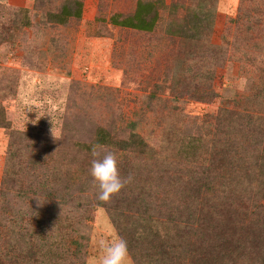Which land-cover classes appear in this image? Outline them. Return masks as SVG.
Returning a JSON list of instances; mask_svg holds the SVG:
<instances>
[{
    "label": "rangeland",
    "instance_id": "374dc122",
    "mask_svg": "<svg viewBox=\"0 0 264 264\" xmlns=\"http://www.w3.org/2000/svg\"><path fill=\"white\" fill-rule=\"evenodd\" d=\"M64 1L44 0L34 10L35 0H0V116L8 126L0 127V264H27V213L46 226V264H98L99 242L123 237L111 216L118 221L123 214L118 223L124 231L136 205L128 197L124 205L115 198L114 211L94 207L92 156L77 146L89 143L98 127L126 138L134 124L154 148L113 152L135 192L147 186L150 170L165 169V154L178 139L211 132L206 120L213 114L230 109L242 123L255 111L264 113V0H164L176 5L175 15L158 9L162 18L150 34L109 22L114 14L131 16L138 1L149 0H80L81 19L60 25L47 13L58 12ZM197 7L215 14L198 48L167 33L173 18L177 29ZM195 91H211L212 97L201 101L190 96ZM153 93L162 101L152 99ZM235 129L221 140L234 142L253 161L260 152L252 146L256 136L245 126ZM224 160L230 167L232 158ZM183 179L184 184L192 177ZM44 180L50 190H43ZM246 190L250 196L252 189ZM178 257L175 264L190 263ZM126 264H136L130 252Z\"/></svg>",
    "mask_w": 264,
    "mask_h": 264
},
{
    "label": "trees",
    "instance_id": "16d2710c",
    "mask_svg": "<svg viewBox=\"0 0 264 264\" xmlns=\"http://www.w3.org/2000/svg\"><path fill=\"white\" fill-rule=\"evenodd\" d=\"M43 3L44 0H35L34 10ZM82 6L80 0H65L58 12L47 14L62 25L70 19H81ZM158 9L168 11L172 17L175 15L174 10H177L175 4L166 6L164 0L138 1L131 16L122 18L114 14L109 22L113 26L150 34L155 32L162 18ZM214 18L215 14L211 10L197 7L183 16V24L177 29L173 18L167 33L191 42L198 48L205 40L203 32L211 28ZM208 79L209 82L214 81L211 76ZM203 88L207 90L208 86ZM190 96L208 101L212 93L195 91ZM151 98L155 101L163 99L157 93H153ZM239 117L238 113L230 109L213 114L206 120L207 126L213 130L187 134L178 139L175 148H169L170 153L167 151L165 154L168 161L165 169L149 171L147 186L134 192L129 189L131 182L127 184L125 193L121 190L109 202L96 200L94 207L102 205L114 211L111 203L115 198L116 202L124 205L121 200L128 201V197H131L136 207L133 208V216H126L130 223L124 227V231L118 223L123 214H117L120 216L118 221L114 218L115 214L111 218L117 234L127 241L128 250L136 264H175L178 256L188 259L189 264H196L197 261L200 264H264V113L255 111L253 115L246 116L242 123H237L239 119L243 120ZM4 122L5 119L0 116V127L7 128ZM243 126L257 138L252 146L259 148L260 152L253 161L247 156L245 158V150L236 147L234 142L221 140L222 136L235 131L236 127ZM171 142L172 139H168L166 144ZM93 144L103 145L111 152L154 151L137 133L134 124L133 132H129L126 138H119L110 130L98 127L89 143L79 142L77 146L80 152L91 156ZM15 155L16 152L11 151L10 157L14 158ZM225 158H232L231 162L228 161L230 167L224 165ZM185 177H192V180H186L183 184ZM42 182H45L42 184L45 186L43 190H50L49 180ZM187 183L189 188L185 185ZM238 184L244 187L243 191L239 192ZM247 187L252 189L250 196H247ZM21 194L26 193L23 191ZM119 204L116 210H119ZM32 220H35L36 224H33L36 228L40 227L39 230L34 231L30 226ZM32 220L27 213L22 228L23 238L31 241L27 264H46V261L42 262V259L46 260V254L41 248L46 226L39 223L38 218ZM8 222L13 226L16 220L11 218ZM38 238L39 245L34 244V239ZM8 262L16 264V259H8Z\"/></svg>",
    "mask_w": 264,
    "mask_h": 264
},
{
    "label": "clouds",
    "instance_id": "9594fccd",
    "mask_svg": "<svg viewBox=\"0 0 264 264\" xmlns=\"http://www.w3.org/2000/svg\"><path fill=\"white\" fill-rule=\"evenodd\" d=\"M91 156L89 171L98 188L97 199L107 203L131 182L132 177L121 176L116 154L107 151L105 146L93 144ZM99 244L101 256L98 264H126L129 250L125 239L101 240Z\"/></svg>",
    "mask_w": 264,
    "mask_h": 264
}]
</instances>
